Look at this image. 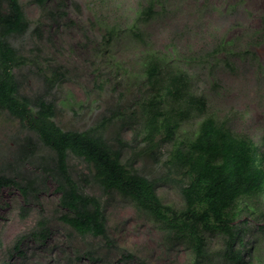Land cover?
Returning a JSON list of instances; mask_svg holds the SVG:
<instances>
[{"label": "rangeland", "instance_id": "obj_1", "mask_svg": "<svg viewBox=\"0 0 264 264\" xmlns=\"http://www.w3.org/2000/svg\"><path fill=\"white\" fill-rule=\"evenodd\" d=\"M151 1L154 13L146 17L140 13L149 0H48L43 7L33 0H19L29 22L27 32L12 40L24 59L16 71L22 93L34 97L48 92L56 105L57 126L84 131L102 115L129 114L135 109L144 58L156 52L193 74L194 84L206 96L208 113L229 119L237 133L253 138L264 149V0ZM138 14L145 18L139 27L143 41L122 31L112 46L105 44L106 26L128 29ZM224 42H231V52L211 58L213 49ZM197 128L198 121L193 120L184 125L183 133ZM121 135L134 146L129 130ZM29 141L36 144L26 127L0 112L1 174L18 180L39 174L25 147ZM125 151L133 158L138 149ZM135 159V168L149 177L165 170L142 155ZM70 163L86 173L80 161L72 158ZM38 189L41 192L27 202L17 188L0 192V264H193L185 242H170L149 217L118 194L87 190L102 198L108 244L71 232L58 219L63 211L53 185L38 184ZM157 193L165 203H182L169 184L158 185ZM249 205L254 211L248 218L251 264H264V198H252ZM40 218L47 220V240L25 238L19 250H13ZM208 244L212 253L218 251L221 236L209 235ZM125 255L131 259H124Z\"/></svg>", "mask_w": 264, "mask_h": 264}, {"label": "trees", "instance_id": "obj_2", "mask_svg": "<svg viewBox=\"0 0 264 264\" xmlns=\"http://www.w3.org/2000/svg\"><path fill=\"white\" fill-rule=\"evenodd\" d=\"M33 1L43 7L48 0ZM154 5L149 0L140 14L152 16ZM140 14L128 29L106 26L105 44L112 46L122 31L143 41L139 27L145 18ZM28 28L19 0H0V112L18 120L36 138V144L29 141L25 147L39 173L20 180L0 173V192L17 188L27 202L41 192L38 184L49 182L59 195L60 222L82 239H102L108 244L102 198L87 190L118 194L149 217L170 242H185L193 264H251L248 218L254 211L249 202L264 198L261 145L237 133L229 119L219 120L208 113L206 96L194 84L193 74L175 59L156 52L144 58L141 96L133 111L102 115L84 131L62 130L54 122L56 105L48 92L34 97L22 93L16 71L24 59L12 40ZM230 47L231 42L220 43L210 57L229 54ZM193 120L198 121L197 130L183 133L184 125ZM117 125V130H111ZM123 130L131 132L133 147L122 138ZM127 147L138 149L133 158L126 156ZM140 155L165 170L157 176L145 175L135 168V157ZM72 158L84 164L86 173L74 169ZM160 184L177 190L180 206L161 199ZM209 235L222 238L221 248L214 253L209 249ZM48 236L47 220L40 218L13 250L17 252L25 238L44 243ZM123 258L131 259V255Z\"/></svg>", "mask_w": 264, "mask_h": 264}]
</instances>
